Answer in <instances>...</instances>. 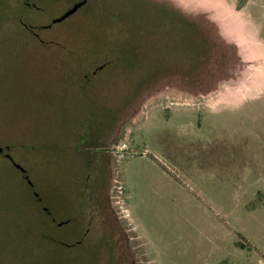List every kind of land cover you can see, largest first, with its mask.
<instances>
[{"label":"rangeland","instance_id":"1","mask_svg":"<svg viewBox=\"0 0 264 264\" xmlns=\"http://www.w3.org/2000/svg\"><path fill=\"white\" fill-rule=\"evenodd\" d=\"M76 1L0 0V264H264V0Z\"/></svg>","mask_w":264,"mask_h":264},{"label":"crops","instance_id":"2","mask_svg":"<svg viewBox=\"0 0 264 264\" xmlns=\"http://www.w3.org/2000/svg\"><path fill=\"white\" fill-rule=\"evenodd\" d=\"M173 2H175L176 4L179 5H187L190 7H199L202 6V8H206L207 11H209L211 18L217 22L220 26V31L222 33V35H224L225 37H227L229 40L230 38L240 47L241 49V57L243 59H249L250 55L249 52L247 51L248 49L245 48V46L243 45L242 41L240 40V38H238L235 34V32L230 28V5L228 3H221L220 5H215L212 3H208L206 0H172ZM262 76H259L257 78L253 79L254 81L257 82H262ZM245 82V80H243ZM250 81V80H249ZM246 82V83H250V82ZM227 89L222 90L221 88H216V90H214L213 94L214 96H216L219 99H230V92L234 89H236L235 87H231L230 89V82L226 83ZM240 86V85H239ZM238 86V87H239Z\"/></svg>","mask_w":264,"mask_h":264},{"label":"flooded vegetation","instance_id":"3","mask_svg":"<svg viewBox=\"0 0 264 264\" xmlns=\"http://www.w3.org/2000/svg\"><path fill=\"white\" fill-rule=\"evenodd\" d=\"M40 26H41V28H46V27L51 26V23L41 24ZM32 32L36 34V32H35L34 30H33ZM0 146H1V145H0ZM4 148H5V149H8L9 147H8L7 144H6L5 146H2V149L0 150V153L3 151ZM3 155H4L6 158H8L13 164L16 162L15 160L12 159V157H11V155H10L9 152H6V151H5ZM17 163H18V162H17ZM15 167H16V166H15ZM16 168H18V169L21 170L22 172H25V170H22V169L19 168V167H16ZM24 177L27 178V175L25 174ZM28 181H29V183H31L30 180H28ZM67 221H68V219L63 220V221L61 220V221L58 222V224H63L64 222H67ZM76 241H77L76 243H78V242L80 241V239H77Z\"/></svg>","mask_w":264,"mask_h":264},{"label":"water","instance_id":"4","mask_svg":"<svg viewBox=\"0 0 264 264\" xmlns=\"http://www.w3.org/2000/svg\"><path fill=\"white\" fill-rule=\"evenodd\" d=\"M86 0H78L71 7H69L61 16L57 17L55 20H60L63 17L67 16L68 14L74 12L80 5H82ZM2 149V146H0V150ZM14 165L16 167L21 168L22 170H25V168L20 165L19 163L15 162Z\"/></svg>","mask_w":264,"mask_h":264}]
</instances>
